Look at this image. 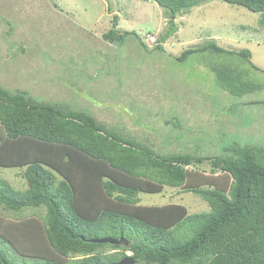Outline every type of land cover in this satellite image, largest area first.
Instances as JSON below:
<instances>
[{"label":"trees","instance_id":"obj_1","mask_svg":"<svg viewBox=\"0 0 264 264\" xmlns=\"http://www.w3.org/2000/svg\"><path fill=\"white\" fill-rule=\"evenodd\" d=\"M152 1L170 17L154 47L161 51L179 31L177 18L208 0ZM221 1L261 13L264 25V0ZM106 10L113 28L104 33L105 41L140 37L118 29L119 14L111 5ZM207 52L252 58L249 50L236 53L212 40L186 50L178 60ZM214 70L232 95L262 88L245 82L239 70ZM258 103L264 104L251 102ZM158 147L86 111L0 86V167L19 169L15 177L28 186L18 191L0 178V208H44L46 213L19 221L0 214V264H28L30 259L35 264H112L129 251L136 264H264V146L236 142L218 158L162 155ZM206 161L210 173L200 170ZM167 187L193 192L210 210L192 214L177 203L141 204L140 194H161ZM106 238H123L131 248L100 242ZM109 248L115 252L106 253Z\"/></svg>","mask_w":264,"mask_h":264},{"label":"rangeland","instance_id":"obj_2","mask_svg":"<svg viewBox=\"0 0 264 264\" xmlns=\"http://www.w3.org/2000/svg\"><path fill=\"white\" fill-rule=\"evenodd\" d=\"M109 5L120 16L118 29L135 31L139 38L112 44L103 39L113 28ZM260 17L243 6L208 0L177 18L179 31L160 51L154 47L170 17L152 0H0V86L39 102L86 111L139 142L156 143L162 155L227 156L226 149L236 142L264 146V104H251L264 102ZM212 40L236 53L249 50L252 58L207 52L178 60L186 50ZM214 66L239 70L245 82L262 88L232 95L223 89ZM200 170L211 172L208 161ZM17 171L0 167V178L25 191L27 183L15 177ZM140 199L147 206L182 204L192 214L210 210L207 202L181 188L140 194ZM35 213L46 214L44 208H0L1 215L15 221ZM8 250L14 252L11 246ZM113 252L109 248L106 253ZM126 255L134 256L130 251Z\"/></svg>","mask_w":264,"mask_h":264},{"label":"water","instance_id":"obj_3","mask_svg":"<svg viewBox=\"0 0 264 264\" xmlns=\"http://www.w3.org/2000/svg\"><path fill=\"white\" fill-rule=\"evenodd\" d=\"M100 242L102 243H110V244H114V245H121V246H125L126 248L130 249L131 248V244L126 241L125 239L121 238V239H113V238H106L101 240ZM136 259L134 258V256L129 255L124 257L122 260H120L119 262L116 263H112V264H136Z\"/></svg>","mask_w":264,"mask_h":264},{"label":"clouds","instance_id":"obj_4","mask_svg":"<svg viewBox=\"0 0 264 264\" xmlns=\"http://www.w3.org/2000/svg\"><path fill=\"white\" fill-rule=\"evenodd\" d=\"M150 36L148 35L147 37H146V42L148 43V38H149ZM127 256V255H126Z\"/></svg>","mask_w":264,"mask_h":264}]
</instances>
